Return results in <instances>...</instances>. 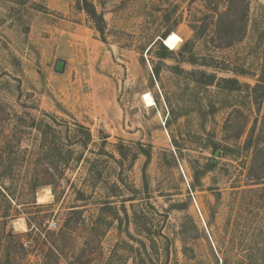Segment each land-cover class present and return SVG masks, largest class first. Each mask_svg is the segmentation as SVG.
<instances>
[{
    "label": "rangeland",
    "instance_id": "rangeland-1",
    "mask_svg": "<svg viewBox=\"0 0 264 264\" xmlns=\"http://www.w3.org/2000/svg\"><path fill=\"white\" fill-rule=\"evenodd\" d=\"M263 73L264 0H0V264H264Z\"/></svg>",
    "mask_w": 264,
    "mask_h": 264
},
{
    "label": "trees",
    "instance_id": "trees-1",
    "mask_svg": "<svg viewBox=\"0 0 264 264\" xmlns=\"http://www.w3.org/2000/svg\"><path fill=\"white\" fill-rule=\"evenodd\" d=\"M170 36H171V34L166 39L164 38L165 45L168 48L163 45L164 50L168 51L169 53L173 50V49L171 50V47L168 44V41L170 39ZM262 85L264 86V73H263V76L261 77L260 84L257 86V88H261ZM261 139L262 138H258V143H256V144L253 145V146H255V150H254L255 158L253 159V163H252L251 168H250V174L248 172V176L250 177V179H248V180H250L252 183H254V185H264V172L261 175H258V174H256L254 172L255 171L254 168H257L256 165L258 164L257 163L258 160L260 159V160H263L264 161V144L261 143ZM262 167L264 168V162L262 163ZM248 176H247V178H249ZM39 187H40L39 185L34 186V188H35L34 190L38 189ZM250 191L251 192H254L253 190H250ZM263 191H264V187H263ZM252 196L253 197L259 196V200L263 202V211H264V193L261 194V195H259L257 193H255V194L253 193L251 195V197ZM44 238L47 241L45 243V247L47 248L48 245L50 244V242H49V236L48 235H44ZM7 255L10 256L9 253Z\"/></svg>",
    "mask_w": 264,
    "mask_h": 264
},
{
    "label": "water",
    "instance_id": "water-1",
    "mask_svg": "<svg viewBox=\"0 0 264 264\" xmlns=\"http://www.w3.org/2000/svg\"><path fill=\"white\" fill-rule=\"evenodd\" d=\"M163 42H164V40H163ZM66 67H67V62L65 60H63V59H59V60H57V62L55 64L54 72L56 74L62 75V74L65 73Z\"/></svg>",
    "mask_w": 264,
    "mask_h": 264
},
{
    "label": "built area",
    "instance_id": "built-area-1",
    "mask_svg": "<svg viewBox=\"0 0 264 264\" xmlns=\"http://www.w3.org/2000/svg\"><path fill=\"white\" fill-rule=\"evenodd\" d=\"M51 227H52V228H56L57 225H56L55 223H52V224H51Z\"/></svg>",
    "mask_w": 264,
    "mask_h": 264
},
{
    "label": "bare ground",
    "instance_id": "bare-ground-1",
    "mask_svg": "<svg viewBox=\"0 0 264 264\" xmlns=\"http://www.w3.org/2000/svg\"><path fill=\"white\" fill-rule=\"evenodd\" d=\"M165 39H166V38H165ZM164 44H165V43H164ZM44 192H45V191H44ZM49 192H50V191H49ZM47 196H48V195H47ZM50 196H51V195H50ZM46 198H47L46 196H43V197H42V199H44V200H45ZM45 201H47V200H45ZM48 201H49V200H48ZM48 201H47V202H48Z\"/></svg>",
    "mask_w": 264,
    "mask_h": 264
}]
</instances>
